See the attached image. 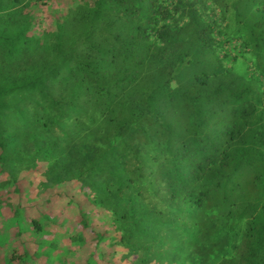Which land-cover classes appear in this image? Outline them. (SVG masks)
<instances>
[{
    "label": "trees",
    "instance_id": "obj_1",
    "mask_svg": "<svg viewBox=\"0 0 264 264\" xmlns=\"http://www.w3.org/2000/svg\"><path fill=\"white\" fill-rule=\"evenodd\" d=\"M0 264H264V0H0Z\"/></svg>",
    "mask_w": 264,
    "mask_h": 264
}]
</instances>
